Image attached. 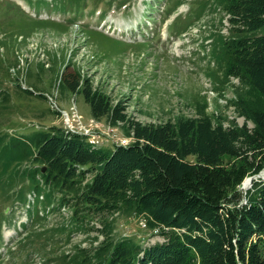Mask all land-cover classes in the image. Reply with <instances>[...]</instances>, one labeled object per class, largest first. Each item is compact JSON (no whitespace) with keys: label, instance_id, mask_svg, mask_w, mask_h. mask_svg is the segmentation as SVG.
Returning <instances> with one entry per match:
<instances>
[{"label":"trees","instance_id":"16d2710c","mask_svg":"<svg viewBox=\"0 0 264 264\" xmlns=\"http://www.w3.org/2000/svg\"><path fill=\"white\" fill-rule=\"evenodd\" d=\"M218 5L229 16L230 33L215 30L223 71L209 68L206 74L220 95L234 85L232 78L239 80L229 102L245 118L243 125L208 111L206 95L197 100L195 116L144 123L128 114L125 100L114 104L76 69L59 86L83 94L96 121L122 126L132 142L100 147L89 135L57 125L4 140L0 153L10 161L3 171L14 161H33L24 171L42 180L34 192L50 200L60 193L61 205L71 207L76 221L104 213L137 216L164 238L150 245L115 238L114 219L103 216L98 230L105 239L94 254L82 249V260L73 262L264 264V179H254L247 191L241 188L247 177L264 170V0H218ZM41 22L57 23L34 20ZM6 183L11 182L0 180V186Z\"/></svg>","mask_w":264,"mask_h":264},{"label":"rangeland","instance_id":"374dc122","mask_svg":"<svg viewBox=\"0 0 264 264\" xmlns=\"http://www.w3.org/2000/svg\"><path fill=\"white\" fill-rule=\"evenodd\" d=\"M194 1L0 0V150L12 136L52 125L93 135L100 147L132 142L122 126L96 121L83 94L59 86L76 69L114 104L125 100L128 114L144 123L195 116L197 100L206 95L208 111L243 125L245 118L229 102L239 80L232 78L234 85L220 95L206 74L209 68L223 71L214 33L229 35V16L218 0ZM9 161L0 153V180L11 182L0 186V264H78L80 250L92 255L105 239L98 230L104 217L114 219L115 238L144 245L164 241L137 216L104 213L76 221L71 207L61 205L60 193L50 200L34 192L42 180L24 171L33 161H14L3 171Z\"/></svg>","mask_w":264,"mask_h":264},{"label":"built area","instance_id":"2783aa9c","mask_svg":"<svg viewBox=\"0 0 264 264\" xmlns=\"http://www.w3.org/2000/svg\"><path fill=\"white\" fill-rule=\"evenodd\" d=\"M68 130H71V129H68ZM71 131H73V132H79V133H83V134H85L83 131H76V130H74V129H72ZM87 135L90 136V141H91L92 143H94V144H97V143H98V141L96 140V138H95L94 140H91V137H92L93 135H90V134H87ZM118 143H120V144H124V145H127V144L130 143V141H129V142L118 141ZM143 223H144V221H143ZM144 225H145V223H144Z\"/></svg>","mask_w":264,"mask_h":264},{"label":"water","instance_id":"95a60500","mask_svg":"<svg viewBox=\"0 0 264 264\" xmlns=\"http://www.w3.org/2000/svg\"><path fill=\"white\" fill-rule=\"evenodd\" d=\"M259 177H262L264 179V170L261 171V173L258 174ZM250 179L254 180L256 178V175L249 176ZM244 182V181H243ZM243 184V183H242ZM252 186V185H251ZM250 186V187H251ZM243 187V186H242Z\"/></svg>","mask_w":264,"mask_h":264},{"label":"bare ground","instance_id":"6f19581e","mask_svg":"<svg viewBox=\"0 0 264 264\" xmlns=\"http://www.w3.org/2000/svg\"><path fill=\"white\" fill-rule=\"evenodd\" d=\"M249 180H250V181H253L252 179H250L249 177H247V178L244 180V182H245V181H249ZM244 182H243V185H242V186H243V188H247L248 186H245V185H244ZM252 184H253V183H252Z\"/></svg>","mask_w":264,"mask_h":264}]
</instances>
